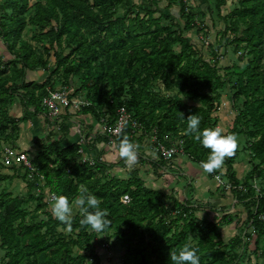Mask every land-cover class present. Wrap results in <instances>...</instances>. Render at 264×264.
<instances>
[{
	"label": "trees",
	"instance_id": "obj_1",
	"mask_svg": "<svg viewBox=\"0 0 264 264\" xmlns=\"http://www.w3.org/2000/svg\"><path fill=\"white\" fill-rule=\"evenodd\" d=\"M31 1L4 0L0 6L3 13H11L0 19V40H4L12 57L10 60L0 58V131L8 125L17 130L20 123H25V120L9 116V106L13 105L15 98L24 104L26 113L33 107L37 116L47 115L43 99L58 90L51 77L62 73L63 86L73 88L72 78L80 79V87L75 93L86 94L91 103L84 110L99 123L105 119L112 125L117 110L125 107L144 127L145 133L155 130L158 140L164 144L166 142L163 138L168 134L172 139L183 141L184 155L194 163L201 165L202 161L207 160L210 149L204 148L193 134L185 132L186 118L196 114L200 118L201 129L214 128L212 115L217 110L215 101L221 99L220 91L226 87L227 82L218 74L217 66L192 56L196 50L189 40L179 32H170L160 41L140 42L135 46L132 43V31L128 30L125 36L119 34L115 46L108 44L107 63L99 55L98 49H105L104 44L113 38L114 23L118 21H113V10L118 6H129V0H92V5L89 0H46L45 4L38 1L34 4L35 16L31 24L42 31L41 41L48 40L49 48L44 49L52 51L56 62V68L51 72L44 59L38 56L37 50L22 39ZM219 1L220 4L225 3L224 0ZM240 4L242 9L237 14L245 29L241 31L239 21L227 29L233 33L237 45L245 44L249 48V54L254 56L255 61L242 70L236 68L234 71L237 77L234 99L245 97V110L240 113L238 124L236 122L226 134H234L238 139L246 134L250 126L254 129L253 132L249 131V135L255 138L250 149L258 160L255 171L262 173L264 74L260 66L263 58L260 44H264V0H241ZM176 43L181 47L179 53L171 49V45ZM64 47L70 50L67 55L63 52ZM76 54L79 57L78 64L71 60ZM125 60H128V67H137L140 73L133 76L129 86V100L125 98L128 83L118 73ZM39 66L49 73L48 78L42 83H27V73ZM159 82L167 92L178 90L183 98L163 97L159 92L149 91V87ZM138 84L140 90L136 87ZM75 93L70 97H76ZM193 101H199L201 105L190 104ZM104 104L107 106L106 112L103 110ZM73 115L70 110H66L65 114L55 119L63 121L59 127L64 135L63 140L44 146L43 152L32 163L40 164L39 170L51 194L64 195L71 201L80 192V188H85L97 196L100 208L107 210L111 220L110 225L100 233L114 230L126 249L124 264H173L170 254L178 252L185 244H191V235L197 240L193 247L200 256V264H234L237 258L235 255H238L237 250L242 243L236 239L223 248L225 244L218 232L220 222L227 225L232 223L230 216H224L219 223L198 222L195 207L189 209L186 203L178 200L174 201L173 208L169 210L165 202L168 196L160 190L147 187L137 169L127 178L107 174L105 170H108L110 163L100 160L103 151L94 159V166L88 162H78L83 145L70 138L69 120ZM87 133L85 137L89 138ZM137 134L131 126H127L122 135L113 140L117 151L125 135L133 144L140 146L142 136L138 137ZM103 136V139L110 141V138ZM88 145L87 151L90 152L94 147ZM239 155L236 148L215 169H226L225 177L234 186L241 184L234 168ZM157 159L155 164L158 171L167 167L158 154ZM247 183L245 187H248ZM28 187L31 193L37 184L29 183ZM235 193L237 200L251 204L248 218L258 233L257 238H264L263 224L258 220V214L264 212V196L256 195L252 188ZM123 198H128L129 202L124 204ZM29 200L37 203V210L47 208L42 198L31 195ZM26 202L17 198L1 206L0 247L8 252L9 260L6 264H101L94 244L96 232H91L89 226L80 223L82 214L72 219L74 238L61 236L58 229H68L67 226L49 214L47 221L24 225L17 230L15 224L27 217V211L22 208ZM174 210L180 214L176 218L172 216ZM180 220L182 224H179Z\"/></svg>",
	"mask_w": 264,
	"mask_h": 264
},
{
	"label": "rangeland",
	"instance_id": "obj_2",
	"mask_svg": "<svg viewBox=\"0 0 264 264\" xmlns=\"http://www.w3.org/2000/svg\"><path fill=\"white\" fill-rule=\"evenodd\" d=\"M38 1L45 4L46 0H32L30 2L31 9L27 13V26L22 34V39L37 50L38 56L44 59L52 72L56 68V62L52 56V51L48 50V52L44 49L49 48L48 40L41 41L42 31L31 24V20L35 16L34 4ZM224 1V4H220L221 2L219 0H129V6H118L113 10V21L118 20L114 23L113 38L109 40V43L107 42V44H104L105 49L99 47L98 53L105 62L108 63V44L110 46H115V43L119 39V34L125 36L128 30L130 32L132 31V36L134 38L132 43L135 46L140 42L160 41L166 38L170 32H179L181 36L189 40L195 48L194 50H196V52L192 56H194L196 60L200 58L211 65L217 66L218 74L227 82L226 87L220 91L221 99L215 101L217 110L213 112L212 116L215 121V127H220L224 134L229 133L236 122L238 124L239 115L244 112L246 101L245 97L234 99V94L237 92L236 88H234V84L237 81L234 71L236 68L240 70L246 68L251 62L255 61V58L253 55L249 54V48H247L245 44L237 45L233 33L227 29L228 27L231 28L235 21L240 22L239 27L241 31L245 29L244 24L237 14V12L242 9V5L240 4L241 0ZM3 2L4 0H0V6ZM89 4H93L92 0H89ZM9 14L11 13H3L0 10V19ZM260 45L263 51V58L260 61V66L264 74V44L262 45L261 43ZM18 47L20 48V44H18ZM171 49L175 53L181 51V47L178 43L172 44ZM63 52L67 55L70 50L64 47ZM0 58L6 60L12 58L3 39L0 40ZM71 60L78 64V54L74 55ZM118 73L124 77L125 82L128 83V93L125 98L129 100L131 99L129 86L133 82L134 74H140L139 69L137 67L133 69L128 67V60H125L123 62V67ZM48 76L49 73L45 72L42 66H39L34 71L27 73L26 82L36 81L37 83H42ZM51 81L56 84V89H64L69 92L71 86H63L64 76L62 73H57L52 76ZM80 82L78 77L72 78V83L74 85L72 88L73 91L71 90L72 92L75 93L76 90L79 89ZM136 87L139 88V90L141 89L140 84ZM149 91L159 92L163 97L183 98V96L178 93V90L173 89L167 92L161 82L149 87ZM207 94L211 95L210 92H207ZM75 96L74 98L76 100L85 103L86 108L90 106L91 102L86 97L85 93H75ZM190 104L195 106L201 105L199 101H193L190 102ZM84 108L83 105L75 106V109H73V114H75L73 116H75V118H70L71 120H69L71 126L70 138H75L74 135L77 136L78 132L81 131L83 138L80 140V143L88 139L85 137L86 134H88L86 132L88 128L86 122L91 119H93V121L96 120L92 114H87ZM81 109L82 112H80ZM103 110L104 112L107 110L105 104L103 105ZM9 116L13 119L25 120V123H20L17 130L12 129V127L8 125L4 130L0 131V213L2 211L1 206H3L4 203L12 202L17 198L27 200L26 204L22 206V208L27 211V217L15 224L17 230H20L24 225H36L42 221H47V214L55 218L51 208L54 201L51 200L50 188L45 184L44 176L39 170L40 164H33L32 162L43 152L44 146L62 141L64 135L59 131L61 120H50L45 114L37 116L33 107L26 113L24 104L20 103L18 98H15L13 105L9 106ZM253 130L254 129L250 126L246 134L237 139L236 148L240 155L235 161L234 168L237 178L243 186H245L246 181H248L246 191L252 188L256 195L264 196V171L262 173L255 171L258 160L255 159L250 149V144L255 138L249 135V131L253 132ZM137 135L138 137L142 136L141 143L139 144L141 147L137 145L139 157L137 162L130 166L125 163L124 159L118 157L116 163L110 161V166L105 172L110 174V176L123 178L121 172H125L129 176L134 169H137L147 187L160 190L168 196L165 202L169 210L173 208L174 201L178 200L184 202L189 209L195 207V218L198 222L212 221L214 223H219L224 216H230L232 218V223L230 225L219 223L218 232L225 244L223 248L229 246L231 241L238 239L241 241L242 245L240 249L237 250L238 255H235L237 256L235 260H238L240 264H264V238L263 236L257 238L258 233L248 218L251 204L237 200L235 191L229 192V190L218 184L215 179V175H221L224 179L228 180L225 177L226 169L222 167L219 170L214 169V172H206L201 165L194 163L187 157V167H184V170H174L176 174L173 175V180H171V178H166L163 169L158 171V169H156L157 166L152 164L155 161L151 156L157 157L153 144V136L156 135L155 130L146 133L138 132ZM169 136L170 135L166 134L163 138L166 144L177 146L182 143L181 140L172 139ZM90 146L94 147L93 145ZM22 154L26 155L29 161L34 165L33 167L36 169L35 172H30L25 168V165L20 161V156ZM79 154L80 157L78 158L80 160L78 159V162H82V152L80 151ZM150 163L153 167L155 166V170L149 167ZM189 163H191V166L193 165L195 168H198L202 175L205 174L207 179L213 180V182L218 185L221 198H202L199 195L197 186H191L189 183L190 180L195 182L194 179H192V169L189 168ZM189 169L190 173H188ZM180 172H183L185 176ZM190 177L191 179L189 180ZM29 183L37 184V188L31 193L29 192ZM83 190H85V188H80V192L73 196L71 201L78 198ZM186 192L188 195H185ZM31 195L35 196V198H42L43 202L47 204V208L37 210V203L29 200ZM228 197L230 200H227ZM223 198L226 199L225 202L220 200ZM122 202L126 204L129 202V199L123 198ZM73 210V217L77 214H81L79 207L75 204H73ZM172 212L173 218L180 215L177 210ZM182 223L183 221L180 220L179 224ZM58 233L66 238L75 237L69 229L59 228ZM190 238L191 245H196L197 240L194 239V236L191 235ZM257 241L258 244H256ZM94 244L96 246V252L101 258V264H124L123 260L126 249L115 235L114 230H110L106 233L96 232ZM76 251L82 253L77 249ZM7 254V250L0 247V264H6L8 262L9 259Z\"/></svg>",
	"mask_w": 264,
	"mask_h": 264
},
{
	"label": "clouds",
	"instance_id": "obj_3",
	"mask_svg": "<svg viewBox=\"0 0 264 264\" xmlns=\"http://www.w3.org/2000/svg\"><path fill=\"white\" fill-rule=\"evenodd\" d=\"M184 117V116H183ZM185 132L193 134L206 149H210L207 160L201 162V167L206 172H212L218 168L225 156L233 154L237 147V138L234 134H224L220 127L200 128V118L191 114L186 118ZM119 155L128 165H134L138 159V146L133 144L125 135L118 144ZM73 204L79 207L81 212L80 223L89 226L92 231L103 232L111 223L106 209L100 208V200L86 189L78 198L70 202L64 195L55 197L52 203V213L55 218L71 230L73 219ZM173 264H200V256L197 249L190 243L185 244L178 252L170 254Z\"/></svg>",
	"mask_w": 264,
	"mask_h": 264
},
{
	"label": "built area",
	"instance_id": "obj_4",
	"mask_svg": "<svg viewBox=\"0 0 264 264\" xmlns=\"http://www.w3.org/2000/svg\"><path fill=\"white\" fill-rule=\"evenodd\" d=\"M73 89L69 88V92L66 90H56L49 94L46 98L43 99V106L47 109V116L51 120L59 118L61 115L65 114L66 110H73L75 106L83 105L86 106L83 101L76 100L74 97L71 98L70 95L73 94ZM102 134L110 138L111 141L119 138L127 126H131L134 132L145 133L144 127L136 121L133 116L128 112L125 107H121L117 110L115 121L112 125H109L108 120H103L101 123ZM153 144L155 151L158 155L161 156L163 161L166 162L167 168H171L176 164V160L180 156H185L183 151V141L181 144L175 145H166L158 140L157 135L153 136ZM187 157V156H185ZM20 161L25 165V168L30 172H35L36 169L34 165L29 161L26 155L22 154L20 156ZM85 162L90 163L91 166L95 165V160L90 159ZM84 162V163H85ZM165 173V168L163 169ZM214 172V170L212 171ZM167 173V172H166ZM165 173V174H166ZM174 174V173H173ZM34 176V175H33ZM215 179L222 187L232 191L245 192L246 187L240 184L239 186H234L231 182L224 179L221 175H215ZM220 186V187H221ZM51 200L54 201L55 194H51ZM258 220L263 224L264 231V212L258 214Z\"/></svg>",
	"mask_w": 264,
	"mask_h": 264
},
{
	"label": "crops",
	"instance_id": "obj_5",
	"mask_svg": "<svg viewBox=\"0 0 264 264\" xmlns=\"http://www.w3.org/2000/svg\"><path fill=\"white\" fill-rule=\"evenodd\" d=\"M70 111L72 113H74L73 110H70ZM71 118L74 119L75 116L71 117ZM86 125H88V128L86 129V131L89 132V138L85 142L82 141V143H81V144H83V148L81 150L82 159H83L82 162H85V161L90 160V159H95L100 154V152L103 151L104 153L102 155H100V160H106V162H108V163H110V161L112 163H116L118 161V157L120 158L119 152L116 149L114 141H111V140L106 141L105 139H103L104 136L102 135V132H101V130H102L101 123H99L97 120L93 121V119H91V120H88V122H86ZM74 137L75 138H73V141L80 143V140L83 138L82 132L79 131L77 136L74 135ZM98 139H102V140L97 142ZM88 144H92V145L95 144L93 150L90 152L87 151V149H88L87 146H89ZM151 157L153 158V160L155 162L158 161L156 156H151ZM84 159H87V160H84ZM187 160H188L187 157L180 156L176 160V164L174 166H172L171 168L164 167L165 173L167 172L165 174L166 178H171V180H173V175L176 174V172H174V170H182V169L184 170V167H187V163H188ZM148 162H150V161H148ZM155 162H153L152 164L154 165ZM152 164L150 163L149 167L152 170H154L155 166L153 167ZM190 164L191 163H189V165ZM145 166H147V165H145ZM189 168L192 169V179H194V181H195V182H193L192 180H190L191 179V177H190L189 183L191 184V186L192 185L197 186V189L199 191V195L202 198H207V197H211L214 199L221 198V194H219L220 189L218 188V185H216L215 182H213V180L207 179V176H205V174L202 175V173H200V170L198 168H195L193 165L192 166L190 165ZM180 173L183 176H185L183 174V172H180ZM188 173H190V169H189ZM121 175L123 178L128 177L127 173H125V172L124 173L121 172ZM182 184H183V182H182ZM185 195H188V193L186 192ZM232 197H233V195H232ZM220 200L225 202L226 199L223 198ZM227 200H230V198L228 197ZM234 264H240V263L238 262V260H236L234 262ZM245 264H247V263H245Z\"/></svg>",
	"mask_w": 264,
	"mask_h": 264
}]
</instances>
